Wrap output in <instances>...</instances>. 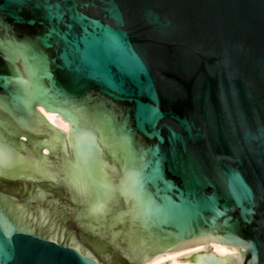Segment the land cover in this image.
<instances>
[{"label": "water", "instance_id": "95a60500", "mask_svg": "<svg viewBox=\"0 0 264 264\" xmlns=\"http://www.w3.org/2000/svg\"><path fill=\"white\" fill-rule=\"evenodd\" d=\"M211 241L264 264V0H0V264Z\"/></svg>", "mask_w": 264, "mask_h": 264}, {"label": "bare ground", "instance_id": "6f19581e", "mask_svg": "<svg viewBox=\"0 0 264 264\" xmlns=\"http://www.w3.org/2000/svg\"><path fill=\"white\" fill-rule=\"evenodd\" d=\"M40 112L45 116V118L48 120V122L54 126L55 128H58L60 130H63L64 132H68L69 130V123L62 119L58 114H54L51 112H47L46 110L43 109V107L39 106L38 107ZM43 152L45 154L48 153V149L44 148ZM209 245L213 252H215L218 256L223 257L226 254H232V253H237V248L231 247L230 245L224 244V243H217V242H208L204 244H198V245H193L190 247H186L177 251L173 252H161L158 253L156 256H154L152 259L144 262L143 264H159L160 262L166 261L169 259L168 264H189L190 260L189 259H177L176 257L179 255H182L184 253L193 251L195 249L204 247Z\"/></svg>", "mask_w": 264, "mask_h": 264}]
</instances>
